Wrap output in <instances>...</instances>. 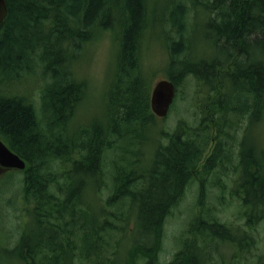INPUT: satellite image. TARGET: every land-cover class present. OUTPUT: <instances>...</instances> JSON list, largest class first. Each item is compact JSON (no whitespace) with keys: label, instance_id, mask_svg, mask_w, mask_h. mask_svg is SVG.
<instances>
[{"label":"trees","instance_id":"trees-1","mask_svg":"<svg viewBox=\"0 0 264 264\" xmlns=\"http://www.w3.org/2000/svg\"><path fill=\"white\" fill-rule=\"evenodd\" d=\"M5 1L0 137L26 162L18 193L27 222L10 252L24 264H163L165 220L193 181L196 212L166 264H206L216 240L248 245L264 221V0H164L159 14L150 0ZM194 8L204 35L196 39L195 28L188 55ZM100 28L114 32V65L103 116L79 127L72 121L86 83L71 64ZM153 40L166 49L165 75L176 91L193 77L196 126L180 119L171 132L156 127L149 98L162 77L153 81L144 62ZM36 69L43 121L21 89ZM253 126L251 136L245 128ZM229 171L227 190L220 178ZM207 179L220 191L214 200L226 191L238 200L243 225L218 218ZM237 258L217 264H247Z\"/></svg>","mask_w":264,"mask_h":264},{"label":"rangeland","instance_id":"rangeland-1","mask_svg":"<svg viewBox=\"0 0 264 264\" xmlns=\"http://www.w3.org/2000/svg\"><path fill=\"white\" fill-rule=\"evenodd\" d=\"M163 1L164 0H150L152 8L150 3L149 7L154 9L157 6L156 12L159 14ZM201 2L203 1L201 0ZM192 10L193 11L189 13L188 26L189 39H192V43H190L191 46L188 50V55L193 53L192 45L195 36V28H198L202 21L201 13H199L200 9L198 10L194 8ZM156 28L152 30L154 37H156V33L160 31L159 27ZM196 34V39L203 37L202 26L199 27ZM163 35H166V33H163L162 36ZM149 42L150 40H148V43ZM116 46L117 41L114 32L111 29L100 28L95 30L83 47L76 52L77 57L71 65L74 70V75L78 79L84 80L86 83V92L77 107L72 125L77 124L79 127H83L85 126L84 124H89L92 120L94 121V119L103 116L104 97L111 70L114 65ZM165 52V47L158 41L153 40L152 45L148 46L144 53V62L147 67H151V70L153 71V81L157 77L168 78L167 75H165L167 68ZM35 71L37 76L31 77L32 75L29 73L25 75L23 81L24 84L21 85V89H23L24 92L27 90V92L31 93L30 96L32 97L36 111L38 112V117L43 121L44 115L41 111L42 101L40 86L44 79L39 70L36 69ZM17 85L19 86V83ZM194 85V80L191 76H188L182 82L180 88L176 91L174 101L171 105L172 109L170 108L171 110H169V114L156 120V127L158 129L165 128L171 132L180 119L188 122L190 126H196V124L200 122L201 114L194 112L195 108L191 105ZM245 122L246 120L244 119L242 121L243 128L239 129L240 137L242 136ZM245 129H248V133L251 136L255 135L254 126L251 128L246 127ZM235 141H237V139ZM237 150V146H234L232 151L233 161H236ZM23 176L22 171L18 170L0 173V264H24L17 259L12 252H10L15 244L22 224L27 222L25 215H22L21 206L23 203L19 200L20 195L18 193L22 186ZM231 176L232 172L230 173L229 178L225 176H221L220 178L225 183V188H227V190L233 185L231 182ZM206 187L207 203L216 206V214L218 218L221 221L243 225L245 220L238 214L237 210L239 209V206L235 209L238 200L234 195L229 191H226L222 195L223 197H221V201L214 200L216 198L213 195L220 194V191L216 189L211 179H207ZM197 189L198 184L196 181L190 183L187 186L182 199L172 207L170 215L166 218L164 223L162 251L159 254L160 263H168L173 253L180 248V237L185 234L187 225L196 212L195 202L197 198ZM107 190L108 189H105L103 191V197L107 194ZM93 201L95 202V200ZM129 225L132 226L133 224L129 223ZM250 234L251 237L248 245L244 244L242 241L240 247H236L235 243L232 244L228 241L216 240L217 244L210 242V247H208L207 250L212 255L208 257V261H205L206 264H217L221 261H230L239 252L241 253V259L243 258L247 264H264V221L258 222L255 228L250 231ZM189 236L192 235L190 234ZM130 238L131 236H128L129 241H131ZM3 248L8 249V251L5 253ZM260 256H262V259H260ZM241 259L237 258V260ZM138 264H144V261H140Z\"/></svg>","mask_w":264,"mask_h":264},{"label":"water","instance_id":"water-1","mask_svg":"<svg viewBox=\"0 0 264 264\" xmlns=\"http://www.w3.org/2000/svg\"><path fill=\"white\" fill-rule=\"evenodd\" d=\"M7 14V3L0 0V24L3 22ZM176 87L172 80L168 78L158 79L154 82L150 92L149 105L152 112L157 117L167 115L171 104L174 101ZM0 167L5 170L16 169L23 170L26 162L17 153L9 148V146L0 138Z\"/></svg>","mask_w":264,"mask_h":264},{"label":"flooded vegetation","instance_id":"flooded-vegetation-1","mask_svg":"<svg viewBox=\"0 0 264 264\" xmlns=\"http://www.w3.org/2000/svg\"><path fill=\"white\" fill-rule=\"evenodd\" d=\"M5 171H9V170H5V169H3L2 167H0V173H3V172H5Z\"/></svg>","mask_w":264,"mask_h":264}]
</instances>
